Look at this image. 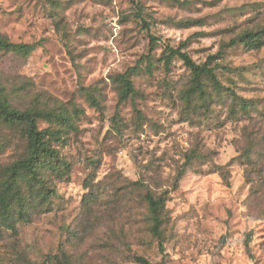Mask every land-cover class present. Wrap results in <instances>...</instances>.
Listing matches in <instances>:
<instances>
[{
    "label": "rangeland",
    "instance_id": "obj_1",
    "mask_svg": "<svg viewBox=\"0 0 264 264\" xmlns=\"http://www.w3.org/2000/svg\"><path fill=\"white\" fill-rule=\"evenodd\" d=\"M263 26L264 0H0V34L37 44L26 56L0 52L12 104L85 112L61 147L72 169L52 201L17 233L0 228V264L55 254L71 264H264V46L239 44L212 62L249 112L231 95L188 106L190 71L163 60L167 44H185L206 62ZM126 71L138 93L121 101L113 76ZM25 146L18 131L0 129V166ZM193 150L205 157L175 184ZM146 190L168 193L164 249L149 230Z\"/></svg>",
    "mask_w": 264,
    "mask_h": 264
},
{
    "label": "trees",
    "instance_id": "obj_2",
    "mask_svg": "<svg viewBox=\"0 0 264 264\" xmlns=\"http://www.w3.org/2000/svg\"><path fill=\"white\" fill-rule=\"evenodd\" d=\"M187 25L192 24L188 22ZM158 41L155 35H151L152 45ZM239 44L250 50L263 47L264 26L238 34L224 43L223 50L217 55L209 57V60L203 63L196 62L184 50L185 44L177 48L166 45L163 55L165 65L168 67L174 58H179L190 71V84L184 91L188 106L200 104L208 108L214 101L215 94L231 95L236 100L239 111H250L251 101L239 97L235 90L224 85L217 74V66H212V62L217 57L223 56L224 49ZM36 47L35 43H16L0 34V52H14L26 56ZM223 67L233 69L227 65ZM129 74L130 71H126L113 76V79L119 83L121 101L138 93ZM4 89L0 80V129L9 128L18 131L26 143L20 156L0 166V228L17 233L19 222L29 221L40 207L52 201L57 193L53 187L54 182L69 175L72 165L62 155L61 147L67 145L69 135L78 130V121L85 112L76 104L67 106L62 103L54 106L37 103L26 108H17ZM88 99L94 106H99L98 98L92 93L88 94ZM138 115L142 117L141 112ZM41 122L46 123V126L42 127ZM204 157L197 150L187 154V160L175 178V184L180 182L196 160L201 161ZM134 185L144 187L139 181ZM144 199L148 208L149 230L152 236L159 240L160 248L164 249L168 193L146 190ZM137 259L142 264H152L147 258ZM41 264H71V259L64 254H55L49 255Z\"/></svg>",
    "mask_w": 264,
    "mask_h": 264
}]
</instances>
